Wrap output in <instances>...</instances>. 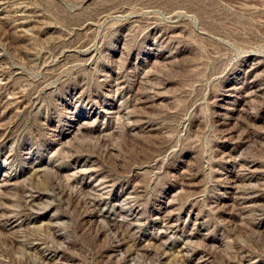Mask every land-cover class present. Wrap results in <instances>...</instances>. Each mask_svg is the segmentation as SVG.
<instances>
[{
    "label": "rangeland",
    "instance_id": "374dc122",
    "mask_svg": "<svg viewBox=\"0 0 264 264\" xmlns=\"http://www.w3.org/2000/svg\"><path fill=\"white\" fill-rule=\"evenodd\" d=\"M0 264H264V0H0Z\"/></svg>",
    "mask_w": 264,
    "mask_h": 264
},
{
    "label": "bare ground",
    "instance_id": "6f19581e",
    "mask_svg": "<svg viewBox=\"0 0 264 264\" xmlns=\"http://www.w3.org/2000/svg\"><path fill=\"white\" fill-rule=\"evenodd\" d=\"M116 249V248H115ZM131 255V254H130ZM130 257V256H129ZM130 259V258H129ZM126 262V261H125Z\"/></svg>",
    "mask_w": 264,
    "mask_h": 264
}]
</instances>
